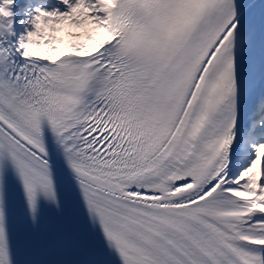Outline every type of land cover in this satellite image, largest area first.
<instances>
[{"label": "snow or ice", "instance_id": "6c2138e0", "mask_svg": "<svg viewBox=\"0 0 264 264\" xmlns=\"http://www.w3.org/2000/svg\"><path fill=\"white\" fill-rule=\"evenodd\" d=\"M0 264H264V0H0Z\"/></svg>", "mask_w": 264, "mask_h": 264}]
</instances>
